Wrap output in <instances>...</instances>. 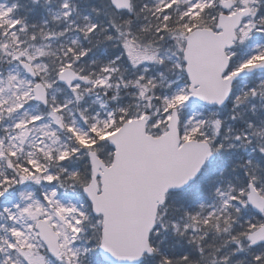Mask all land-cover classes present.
<instances>
[{
	"label": "snow or ice",
	"instance_id": "obj_1",
	"mask_svg": "<svg viewBox=\"0 0 264 264\" xmlns=\"http://www.w3.org/2000/svg\"><path fill=\"white\" fill-rule=\"evenodd\" d=\"M0 264H264V0H0Z\"/></svg>",
	"mask_w": 264,
	"mask_h": 264
}]
</instances>
